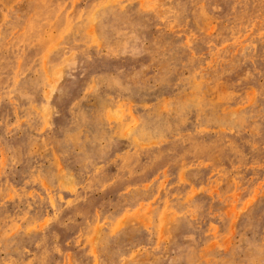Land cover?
Returning a JSON list of instances; mask_svg holds the SVG:
<instances>
[{"label": "rangeland", "instance_id": "1", "mask_svg": "<svg viewBox=\"0 0 264 264\" xmlns=\"http://www.w3.org/2000/svg\"><path fill=\"white\" fill-rule=\"evenodd\" d=\"M0 264H264V0H0Z\"/></svg>", "mask_w": 264, "mask_h": 264}]
</instances>
